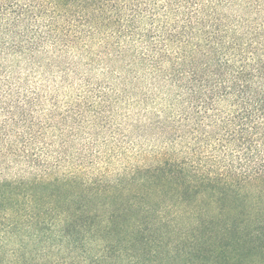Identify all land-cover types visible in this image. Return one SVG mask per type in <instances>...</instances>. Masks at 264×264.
I'll use <instances>...</instances> for the list:
<instances>
[{
	"label": "trees",
	"instance_id": "trees-1",
	"mask_svg": "<svg viewBox=\"0 0 264 264\" xmlns=\"http://www.w3.org/2000/svg\"><path fill=\"white\" fill-rule=\"evenodd\" d=\"M0 264H264V0H0Z\"/></svg>",
	"mask_w": 264,
	"mask_h": 264
}]
</instances>
